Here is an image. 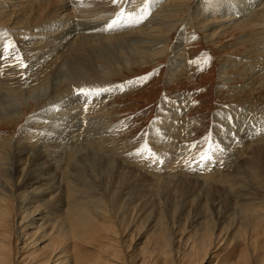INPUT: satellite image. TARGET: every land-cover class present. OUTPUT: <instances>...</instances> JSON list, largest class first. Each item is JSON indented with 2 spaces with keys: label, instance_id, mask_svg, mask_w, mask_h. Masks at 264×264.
I'll return each instance as SVG.
<instances>
[{
  "label": "rangeland",
  "instance_id": "rangeland-1",
  "mask_svg": "<svg viewBox=\"0 0 264 264\" xmlns=\"http://www.w3.org/2000/svg\"><path fill=\"white\" fill-rule=\"evenodd\" d=\"M120 1L117 0V3ZM130 1L137 2L131 9V14L141 11V1H146L149 7L148 14H146L150 15V18L154 14L157 15L161 6L166 5L169 0H127L124 4L118 5V9L124 8L123 6H127V9ZM237 1L239 0H220L219 5L215 4L217 11H222L220 15L233 14L220 18L213 16L214 18L210 19L208 17L212 16L211 9L214 8L213 5L217 0L214 3L212 0L209 3L203 0H192L186 4L183 11L173 20V23L180 20L178 26L168 32L169 37L166 36L161 43L148 50L145 60L140 58L142 50L138 51L140 55L131 54L132 58L130 56L128 65L122 62V66L118 65L120 68H116L118 71L112 68L106 74L101 75L103 80L98 78L95 79L97 81L78 82L71 86L70 93L73 92L75 103H78L72 104L77 108L74 113L67 111V107L56 111L45 109L49 104L61 105L55 102L56 99L51 94L39 101L36 106H32V109L30 107L25 114L20 115L21 117L11 116L13 118H7L8 121H2L1 117L10 116L13 111L11 108L1 110L2 107L7 106L8 99L0 93V151L4 153V150L10 149L6 150L9 152H5L6 156L2 157H7L8 162L4 161L5 158H1L2 162L8 164L3 166L9 167V163L14 161L11 150L30 146L27 147L29 151L45 149L47 152L55 153L56 157H60L53 172L57 171L64 175L70 170L69 172L80 175L81 172L78 169L85 167L84 176H87V185H90L96 194L104 195L106 199L104 200L107 201L103 203L104 210H107V214L113 220L114 229L121 231L120 241H118L123 254L121 261L124 264H141V254L144 252L142 250L148 247L147 251H153L151 248L158 239L155 236V226L158 227L160 224L165 226V230H168L175 238L173 245L175 254L184 252V242L187 238L185 234L198 228L195 227V219H199L201 215L213 221L211 223L214 225L223 221L226 224L235 222L237 227L234 228H238L241 224L239 223L240 217L243 214L240 212V206L232 201L235 193L226 191L230 183L224 187H218V185L234 175L237 166L243 167L246 173L244 169L248 170L251 167L250 158L254 156L256 149H260L258 146L261 145L257 138L260 137V131L264 125V0H242L243 4L236 9L233 5H237ZM115 7L110 5L107 8L108 11H105L106 15L112 17L113 26L130 25L129 21L125 20L126 10L124 15L122 12L119 13ZM117 18H121L120 21ZM117 20L118 24H116ZM213 20L218 24L215 25L214 31H211L208 30L206 24ZM124 21L126 22L123 24ZM252 21L256 22L259 27H256V23ZM8 29L10 27L0 31V54L2 53L3 60L0 62L2 67L0 75L3 74V67L8 63V54L14 51L7 33ZM180 34L184 36L183 39L179 38ZM193 35L197 36L196 39L179 47L181 40L185 42ZM73 39L74 37L71 41ZM152 55L157 56L153 61L149 58ZM10 57V60L14 59L13 65L10 63L9 66L11 71H15L22 78L18 85L13 86L12 83H8L13 93L19 95L25 91L30 92L27 90L31 84L37 85L35 88L42 84L38 79H34L33 71L36 66L33 62L29 69L23 62V56L21 58L18 55H10ZM171 64L176 68L178 66L172 79L169 78ZM28 76L32 79L29 80ZM98 83L100 84L97 85ZM130 83L133 84L129 89ZM4 88L6 87H0V89ZM82 90L87 95H82ZM98 92L99 95H97ZM253 129L258 132L255 133ZM51 131H55L56 134H52ZM254 133L259 136L255 137ZM255 144L256 147L251 146L250 148L249 145ZM207 155L212 159L211 168L207 167V161L204 160ZM83 162H88V164L85 166ZM111 162L115 165L112 166ZM155 164L158 165L155 166ZM117 165L121 167V170H118ZM76 166L78 169L75 168ZM258 166L262 168L259 171L262 175L260 182L263 188L256 185L260 188L257 189L248 180H243L245 183H241L239 188L243 186L247 193L253 195V198L258 197L257 199L264 202V164ZM152 167L156 169L153 170ZM122 168H125V172ZM127 171L133 172L130 173L131 181H134L135 174L140 182L137 184L132 182L135 185H133V191L128 196H123L125 192L119 180L125 179V174L129 173ZM247 174H244V177ZM186 179L189 180L188 183ZM14 181L16 182V178L12 180L10 177L0 182V185H4L2 194L7 201V207L12 211V221L14 218L15 221L17 220L16 198H18L17 194L22 191L19 187H14ZM114 193L119 195L116 197ZM117 201L120 202L118 207L115 206ZM213 201H215L214 204ZM207 202L210 204H206ZM103 207L98 211L103 210ZM112 207L114 211L111 210ZM115 209H119V212H115ZM98 211H95L96 218ZM149 211L152 217L147 216ZM110 212H112L111 215ZM158 215L162 220L156 219L159 218ZM145 217L149 221L145 220ZM225 223L222 225L224 226ZM126 227L128 230H125ZM12 228L13 222L10 229ZM258 229L257 232L261 231L259 234H263L264 224ZM246 234L247 232L245 236L234 239L231 249L230 246L223 244L212 251L214 254L211 258L208 255L204 261L197 258L189 260L186 264H218L219 262L220 264H239L247 245ZM181 237L184 241L180 239ZM12 239L14 247H17L19 245L17 238L13 236ZM148 242L151 244L146 245ZM258 244L259 246L255 249L253 246L252 250L256 258H260L258 259L262 262L261 264H264V240L258 241ZM81 248L84 264L95 262L110 264L96 259L97 243L84 244ZM231 250L233 253L229 254ZM257 251L260 252L257 253ZM161 256V253L156 256L158 258L156 264H165L166 260L168 264H179V261L172 258L173 255L166 260ZM229 261L230 263H227Z\"/></svg>",
  "mask_w": 264,
  "mask_h": 264
},
{
  "label": "bare ground",
  "instance_id": "bare-ground-1",
  "mask_svg": "<svg viewBox=\"0 0 264 264\" xmlns=\"http://www.w3.org/2000/svg\"><path fill=\"white\" fill-rule=\"evenodd\" d=\"M191 1L192 0H169L166 2V5L161 6L162 8L160 7L161 9H159V13L157 15L154 14V16L150 18V15H147V9L149 7L146 1H141V11L134 14H131V9L135 6V4H137V2L130 1V6L127 9V6H123L124 8L120 7L118 9V5L124 4L127 2V0H121L119 3H117V0H115V2L114 0H4V2H0V31L6 27H10L7 33L14 48V51L8 54V63H6V66L3 67V74L1 73L2 75H0V87H6L4 89H0V93L3 94L6 99H8L7 106L2 107L1 110L5 111L11 108L13 112L10 116L1 117V120L5 121L7 118L11 119L13 117H21L28 109H30V107L32 109V106H36L39 101L45 99L51 94L53 98L56 99L55 102L61 105L57 106L58 104H49V106L45 109L48 111H56L57 109L59 110L61 108L67 107V111L74 113V111H77V108L75 105H72L76 102V100L72 95L73 92L70 93L71 86L78 82L82 83L84 81H93L98 78L102 79L101 75L106 74V72L112 68L118 71L116 68H120L119 66H122V62H124L126 65L129 64V58L131 54L140 55L138 54V51L141 52L142 50V56H140V58L145 60L148 50H150L154 45L161 43L163 39L168 36V32L173 31V29L178 26L180 20H176L174 23L173 20L183 11V8L186 7L185 5L189 4ZM203 1L205 3L211 2V0ZM219 1L220 0H217V2L214 3L215 0H212L214 3V8L211 9L212 16L208 17V19L212 18L213 16L218 18L227 16L229 17L233 14L229 13L226 15H220V12L222 11L218 12L217 7H215V4L217 5ZM243 2L244 1L239 0L236 2L237 5L233 6L237 9V7L242 5ZM110 5L116 6L115 8L119 13L122 12L124 14V11L126 10L127 13H125V20H128L130 25L125 27L122 25H116L114 27L112 17H109L105 14V11H108L107 8ZM120 19L118 20L120 21ZM118 20L116 24H118ZM214 20L206 24L208 30L214 31L215 25L218 24L215 23ZM125 22L126 21H124L123 24ZM106 24L110 25L105 26ZM256 27H259L257 23ZM73 37L74 39L71 41ZM183 37L184 36L180 34L179 38L183 39ZM195 37L197 36L193 35L191 38L186 39L185 42L181 40L179 47L185 45L187 42L193 39H196ZM10 55H18L21 58L23 56L24 61H22L26 63L28 68L31 67V62H33L36 66L33 71L35 75L34 79H38L42 84L37 88H35L37 85L35 86L31 84L29 90H27L30 92L25 91V93H19V95L15 92L13 93V90L10 89L11 87L8 83H12L13 86L18 85L22 78L16 74L15 71H11L9 66L10 63H14V59L10 60ZM156 57L157 56L152 55L149 58H151L153 61ZM1 61H3L2 53L0 54V62ZM0 68H2L1 64ZM177 68L172 64L170 65L171 75L169 78L172 79L174 77V74L177 72ZM29 76L28 79H32ZM31 82L33 81L31 80ZM65 84L71 85L69 86ZM99 84L100 83L97 85ZM132 84L133 83L129 84V89L132 87ZM63 85L67 86V88H63L65 87ZM96 87L99 88V86ZM24 89L26 90V88ZM86 91L90 92V90ZM81 94L87 95L84 93ZM67 111H65V113ZM65 113L64 115L68 116ZM38 119L39 118H37V120ZM54 126L58 128V126ZM261 129L260 137H258L259 135L256 136L257 134H255L258 132V130L253 129L255 130V137H258L257 139L260 140L259 144L261 145L258 146L260 149H256L254 151V156L250 158L251 167H249L248 170L244 169L249 175L247 174V176L244 177V174L246 173L243 171V167L237 166V169H235L234 172L235 174L229 176L228 179L218 185V187H224L227 183H230V187L226 191H234L235 194H233L234 199L232 201H235V205L238 204L240 206V212L243 214L240 217L241 220L240 218V221L238 220L239 223L241 222V224L238 225L239 227L234 228L237 227V223L235 222H233V224H230V222L226 224L223 221L225 223L224 226L222 225L224 224L223 222H219V224L217 223V226V224L214 225V223H211L213 221L207 219L206 216L202 217L201 215L199 219L195 217L197 219H195V227L197 226L198 228L194 227L195 230L193 232L190 231L187 232L188 235L185 234L187 238L184 242V252L181 254H175L176 252L173 250L175 238L169 233L168 230H165V226L160 224L158 227L155 226V232L157 233H155V236H157L158 239H156L155 245L151 248L153 251H147L148 247L142 250L144 252L141 254V264H156V261L158 260L156 256L160 253L162 254L161 257H164L165 260L166 258H169L170 256L172 257L173 255L174 257L172 258H175V261H179V264H186L189 260L197 258H200L201 261H204L208 255H210L209 257L211 258V256L214 254L212 251L218 249V247L222 246L223 244L230 246L231 249L233 240L241 237L242 235L245 236V232H247V245L244 249L245 251L243 252L244 254L242 255L241 262L239 264L262 263L260 262L259 257V259L256 258L257 256L252 248L254 246L255 249L256 246H259L258 241L260 242V240H264V232L263 234H259L261 231L259 233L257 232L259 230L258 228L264 224V202H261V199H257L258 197L253 198V195L247 193L243 186L239 188V186L242 185L241 183H245L243 180L251 181V183L257 189H260L259 187L263 188L260 182L262 175L259 171L262 168H259L258 165L264 164L262 161L264 160V125ZM54 133L55 131L52 132V134ZM52 134L47 135L49 136ZM64 135L62 137H64ZM67 135L68 134H66V136ZM250 135L252 136V134H249V136ZM253 142H255V140H253ZM45 145L47 146V143ZM249 146L250 148L251 146L256 147V144ZM27 147L29 148L30 146H26V148ZM26 148H15V151L11 150L13 151V154L11 155L13 156L12 158L14 161L9 163V167L3 166L8 165L5 162H8L9 159L6 160L7 157H4L5 159L2 157L5 155V152H7L6 150L10 149L4 150V153L0 151V159L2 158L5 161L2 162V159L0 160V182L4 178L11 177L12 180H15L16 178L17 183L14 181V187H19V189H22V191L17 194L18 198H16L17 220L15 221L14 218L12 221V211L9 209V207H7V201L3 198L4 195L2 194L4 185H0V264H84L81 246L84 244L89 245V243L93 242L97 243L98 246V254L96 257L98 261H105L110 264H124V262L121 261V256L123 257V254L119 246V238L121 237L119 235L121 231L119 232L117 229H114L115 224L113 223V220L109 217V214H107V210H104L103 203L107 202L105 201L106 199L104 198V195L96 194L94 189L90 185H87V176H84L86 168L84 167L85 169H78L77 166L75 167L81 172L80 175L75 174V172H69L70 170H68V173L66 172L64 175L57 171L53 172V170L56 169L55 165L60 160V157H56L54 155L55 153L47 152L45 149H38L37 151V149L34 148L36 151H29L28 148ZM53 151L55 150L53 149ZM205 157L210 156L207 155ZM211 160L212 159L207 160V167L211 168ZM88 162L83 163L86 166ZM77 164L78 163H76V165ZM114 165L112 164V166ZM156 165L158 164H155V166ZM117 166L118 170H121V167L119 165ZM124 169L123 171L125 172ZM152 169L154 170L156 167H152ZM130 173L132 174L133 172L126 173L125 179L123 180H119V177L117 178L120 182L121 188L124 189L125 194H123V196H128L130 192L133 191L134 184H132V182L136 184L140 182V180L138 181L139 177H137L135 174L133 176L134 181H131ZM68 176L69 180H67ZM188 181L189 180H187V183ZM196 183L198 184L199 182ZM21 184H23V186ZM116 190H118L117 187ZM109 191L111 192L112 190ZM118 195H116V197ZM135 200L138 201L139 199ZM124 202H126V200ZM119 203L120 202L117 201L115 206L118 207L117 205H119ZM214 203L215 201H213V204ZM206 204L210 203L207 202ZM112 205L114 207V203H112ZM148 206L150 207L149 204ZM102 207L103 210L98 211V209H101ZM113 207L110 209L113 210ZM135 209L137 210L136 207ZM115 210V212H119V209ZM95 211H98L97 218ZM151 211H153V209ZM151 211H149L147 214L148 217L151 216ZM111 213L112 212H110V215ZM156 214H158V212ZM158 217L159 218H156L158 221L162 220L161 216L158 215ZM226 218L229 220L228 217ZM147 219L148 218L145 220ZM12 222L13 228L10 229ZM126 225L128 227V224ZM127 227L125 230H128ZM13 236L17 238V242L19 244L17 247H14V240L12 239ZM180 239L184 241L182 237ZM148 244L151 243L148 242L146 245ZM258 252L260 251H257V253ZM228 253L232 254L233 251L231 250ZM175 255L177 256L175 257ZM77 259H79L78 262ZM227 263H230V261ZM94 264L100 263L95 262ZM165 264H168V260L165 261ZM218 264H220V262Z\"/></svg>",
  "mask_w": 264,
  "mask_h": 264
},
{
  "label": "snow or ice",
  "instance_id": "snow-or-ice-1",
  "mask_svg": "<svg viewBox=\"0 0 264 264\" xmlns=\"http://www.w3.org/2000/svg\"><path fill=\"white\" fill-rule=\"evenodd\" d=\"M114 2H115V0H114ZM82 93H83V90H82ZM84 94H87V93H84ZM97 95H99V93H97ZM211 159V157H204V160H210Z\"/></svg>",
  "mask_w": 264,
  "mask_h": 264
}]
</instances>
